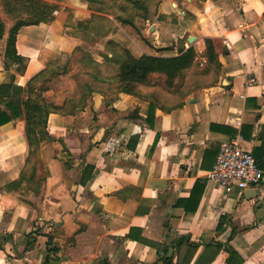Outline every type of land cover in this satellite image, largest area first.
<instances>
[{
    "label": "crops",
    "instance_id": "0c3cea01",
    "mask_svg": "<svg viewBox=\"0 0 264 264\" xmlns=\"http://www.w3.org/2000/svg\"><path fill=\"white\" fill-rule=\"evenodd\" d=\"M140 1L132 8L134 27L81 0L52 22L21 26L15 40L16 54L25 59L21 72L5 67V30L0 85L14 76L25 88L60 57H70L84 42L76 23L93 14L111 27L98 37L91 33L87 51L98 63L112 55L110 40L135 57H173L189 47L203 53L210 39L219 66L177 106L168 107L149 89L95 90L72 109L77 74L85 70L71 64L43 92L65 111L47 115L51 138L36 150L40 166L33 174L40 181L27 194L10 186L27 176L24 114L1 125L0 264H164V248L172 264H264V184L226 192L206 177L222 142L239 135L251 152L261 143L264 0ZM249 125L246 140L241 129ZM181 238L198 244L193 254L187 242L177 246Z\"/></svg>",
    "mask_w": 264,
    "mask_h": 264
},
{
    "label": "trees",
    "instance_id": "16d2710c",
    "mask_svg": "<svg viewBox=\"0 0 264 264\" xmlns=\"http://www.w3.org/2000/svg\"><path fill=\"white\" fill-rule=\"evenodd\" d=\"M85 1L91 11L111 15L120 23L124 25H130L131 27H134L133 18L135 15L132 8L135 6L136 8H139L141 5L140 0H126V5H130L131 8L123 5L121 9L123 13L119 15L114 12L106 13V10L102 7L94 8L90 6V0ZM101 14H93L90 19L77 22L76 27H86L88 32L93 33V35L97 37L101 34V31L105 27L106 30L104 33H106L111 29V27L110 25H106V23L103 22L105 17L101 16ZM39 22L48 21H46L44 18H40L34 22H25L14 25L9 28V30H7L8 38L6 41L4 58L5 67L8 68L11 65H16L17 71H22L21 69L24 68L25 59L16 54L15 40L17 32L23 25L36 24ZM5 30L6 29L4 26L0 24V40L3 38ZM205 44V57L207 62H213L216 64L218 69L219 63L213 41L206 39ZM107 46L109 49L111 48L110 50L112 51V55L110 57L105 55L103 56V59L105 61L116 60L118 63L116 72L114 74L109 73L104 75L101 73V71H97V69L101 67V63H98L89 55L93 59L94 67L98 68L96 71H89L87 75L91 78H94L96 82L107 83L109 86L113 87V90L116 92L138 94L141 93V90L149 89L151 90L150 95H152V97L166 102L167 100L171 99L169 97H173L174 95H178L180 92L184 91V89L187 87L188 76H191L192 74V76L198 77L204 74L199 71L197 72V70H194L193 68V65H195L197 61L195 59L196 52L193 47H189L185 50L182 49L179 51L178 56L173 57H155L149 55L135 57L128 49L121 47L112 40L107 42ZM78 48L79 47H77L75 51L78 50ZM70 65V62H68L64 66L58 67L51 76H48V72L52 71V67L45 68L31 77L27 81L25 88L14 84V76H11L10 82L0 85V104L1 101H4V108L0 107V126L18 117L19 115L24 114L26 137L29 145V153L26 160L28 169L33 162L37 168L40 166V162L36 157V150L42 141L49 140L51 138L46 132V118L48 113L51 111H65V108L62 109L52 103L47 102L43 96V92L47 89L50 82H52L59 75L67 72ZM83 73L86 75V72ZM83 73H79L77 76L83 75ZM98 90L103 91L102 89ZM91 91L95 90L90 88L88 92L90 93ZM24 94H26L25 98L23 96ZM154 110L155 107L151 104L147 114V122L149 124L152 123L151 118L154 115ZM252 129L253 128L251 125L243 126L241 129L242 137L246 140H249ZM246 130L248 131L246 132ZM259 137L261 143L259 146L253 148L252 154L255 158L257 167L264 171V126L259 133ZM34 167H32L33 170L30 177H33V172L36 170ZM28 169L27 173L25 172L26 175L28 174ZM26 181L28 182V179ZM20 185L22 184L17 181L10 186L13 189L20 190ZM185 242L188 243L187 246L193 254V252L197 249L198 244L189 242V238H181L176 241L178 247L183 245ZM211 245L212 244H207L206 249L211 248ZM214 246L215 249L218 250L220 249L221 244L215 243ZM166 251L167 248H164V264H172V258L170 256H166ZM229 262L234 264L232 260H229Z\"/></svg>",
    "mask_w": 264,
    "mask_h": 264
},
{
    "label": "rangeland",
    "instance_id": "374dc122",
    "mask_svg": "<svg viewBox=\"0 0 264 264\" xmlns=\"http://www.w3.org/2000/svg\"><path fill=\"white\" fill-rule=\"evenodd\" d=\"M71 1L73 0H0V24H2L5 29L9 30V28L14 25L25 22H34L40 18H44L49 23L56 18L59 11H68ZM81 1L86 2L85 0ZM125 1L126 0H90V6L94 8L102 7L106 10V13L114 12L121 15L123 13L121 10L122 6L125 5L126 7H129L128 5H126ZM77 31H79L80 36L84 40V42L81 43L78 50H76L75 53H73L70 57L62 56L60 57L59 62L57 61L54 63V61H56V58H58L56 57L53 61L54 64L51 65L52 71L48 72V76H51L58 67H62L68 62H70V64H79L85 70L84 72H86V75L85 73H83V75L77 76V87L72 94L70 102V107L72 108H77L83 104L82 102L84 98L87 97L90 88H93L94 90L102 89L103 91L113 90V87L109 86L107 83L96 82L94 78H91L87 75L89 71L93 72L98 68L94 67V57H92L90 52L87 51V49H89V43H91V41L95 39V37H92L93 35L87 31L86 27H80L77 29ZM82 46L84 48H82ZM110 49L108 51L112 53ZM197 55L201 56L202 58L204 57L206 60L205 50L203 51V53H198ZM200 62L202 61L197 60L196 64L193 65V68L194 70H197V72L199 71L204 74L198 77H194L192 76V74L191 76H188L187 87L178 95L176 94L173 97H169L171 99L166 101L168 107L179 105V101L183 97H185L187 93L190 94L195 91L200 85L207 83L209 81L207 77L211 73L217 71V66L213 62L208 63L206 60L203 66L200 65ZM117 67L118 63L116 62V60H103V62L101 63V67L97 69V71H101V73L104 75L109 73L114 74L117 70ZM34 166L35 164L33 162L28 169V174L26 176V180L28 179V182L25 180V182L20 185V191L23 194H27L29 190L28 188L35 186L36 184H38V181H40V174L37 175L36 173L35 175H33V177H30L33 170L32 167ZM34 168L38 170L37 166H35Z\"/></svg>",
    "mask_w": 264,
    "mask_h": 264
},
{
    "label": "built area",
    "instance_id": "2783aa9c",
    "mask_svg": "<svg viewBox=\"0 0 264 264\" xmlns=\"http://www.w3.org/2000/svg\"><path fill=\"white\" fill-rule=\"evenodd\" d=\"M198 61H202L201 66L205 63L203 59ZM254 82V77L249 76L247 85ZM206 177L218 182L226 192L233 187L244 190L264 184V171L257 167L252 152L241 146L239 135L220 144L215 163L207 172Z\"/></svg>",
    "mask_w": 264,
    "mask_h": 264
},
{
    "label": "water",
    "instance_id": "95a60500",
    "mask_svg": "<svg viewBox=\"0 0 264 264\" xmlns=\"http://www.w3.org/2000/svg\"><path fill=\"white\" fill-rule=\"evenodd\" d=\"M190 41H193V37L190 38ZM245 194H247V192H245ZM171 251V249H169Z\"/></svg>",
    "mask_w": 264,
    "mask_h": 264
}]
</instances>
